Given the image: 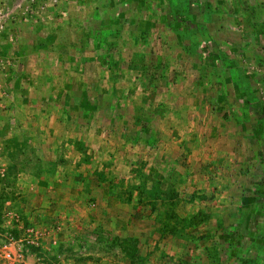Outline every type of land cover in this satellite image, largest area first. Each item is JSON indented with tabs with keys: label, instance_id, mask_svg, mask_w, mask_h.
Listing matches in <instances>:
<instances>
[{
	"label": "rangeland",
	"instance_id": "rangeland-1",
	"mask_svg": "<svg viewBox=\"0 0 264 264\" xmlns=\"http://www.w3.org/2000/svg\"><path fill=\"white\" fill-rule=\"evenodd\" d=\"M7 4L0 233L25 263L264 264V0Z\"/></svg>",
	"mask_w": 264,
	"mask_h": 264
},
{
	"label": "built area",
	"instance_id": "built-area-1",
	"mask_svg": "<svg viewBox=\"0 0 264 264\" xmlns=\"http://www.w3.org/2000/svg\"><path fill=\"white\" fill-rule=\"evenodd\" d=\"M0 264H26L21 243L10 235L2 233H0Z\"/></svg>",
	"mask_w": 264,
	"mask_h": 264
},
{
	"label": "crops",
	"instance_id": "crops-1",
	"mask_svg": "<svg viewBox=\"0 0 264 264\" xmlns=\"http://www.w3.org/2000/svg\"><path fill=\"white\" fill-rule=\"evenodd\" d=\"M75 0H67V6L69 5V6H71L72 4H73V2H74ZM7 0H0V20L2 19V18H4V16L7 14L6 12H7V5H9V4H7ZM181 4H183V3H181ZM170 5L171 6H169V8L171 9V8H173L174 6H173V4L172 3H170ZM182 6V5H181ZM181 6H179V7H181ZM4 10H5V12H4ZM59 20H61V19H59ZM59 32H61V30H59ZM134 37V36H133ZM240 38H241V36H239ZM241 40V39H240ZM225 49V48H224ZM226 71H227V69L226 68H224ZM243 68L241 67V66H239V65H237V64H233V66L231 67V68H229V71H230V76H232L234 79H236V83H235V85H237V87L239 88V89H241V87H243V84L241 83V73H243ZM159 81H161V82H164V83H161L159 86H160V88H163V87H165V86H167V84H165V82H167V81H165V79H163V78H159ZM246 85V87L247 86H249L248 85V83H246L245 84ZM229 86L232 88V87H234L233 85H231L230 83H229ZM260 87H262V88H264V85L262 84ZM248 89V88H247ZM250 97H247V99H249ZM253 99V98H252ZM251 99V100H252ZM6 164H9V163H6Z\"/></svg>",
	"mask_w": 264,
	"mask_h": 264
}]
</instances>
